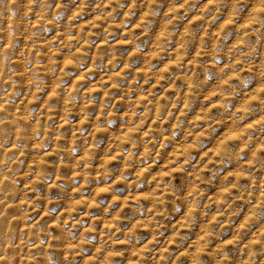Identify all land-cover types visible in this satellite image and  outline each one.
Returning <instances> with one entry per match:
<instances>
[{"label":"clouds","instance_id":"obj_1","mask_svg":"<svg viewBox=\"0 0 264 264\" xmlns=\"http://www.w3.org/2000/svg\"><path fill=\"white\" fill-rule=\"evenodd\" d=\"M0 264H264V0H0Z\"/></svg>","mask_w":264,"mask_h":264}]
</instances>
